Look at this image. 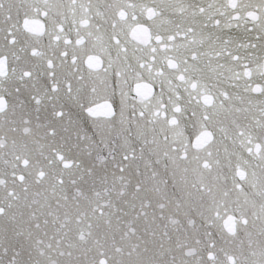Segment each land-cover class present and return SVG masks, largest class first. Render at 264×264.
<instances>
[{
	"label": "snow or ice",
	"instance_id": "1",
	"mask_svg": "<svg viewBox=\"0 0 264 264\" xmlns=\"http://www.w3.org/2000/svg\"><path fill=\"white\" fill-rule=\"evenodd\" d=\"M0 264H264V0H0Z\"/></svg>",
	"mask_w": 264,
	"mask_h": 264
},
{
	"label": "water",
	"instance_id": "2",
	"mask_svg": "<svg viewBox=\"0 0 264 264\" xmlns=\"http://www.w3.org/2000/svg\"><path fill=\"white\" fill-rule=\"evenodd\" d=\"M101 103H103V102L101 101Z\"/></svg>",
	"mask_w": 264,
	"mask_h": 264
}]
</instances>
